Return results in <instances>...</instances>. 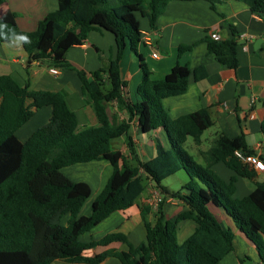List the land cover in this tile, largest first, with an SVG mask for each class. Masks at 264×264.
Instances as JSON below:
<instances>
[{"label": "trees", "instance_id": "16d2710c", "mask_svg": "<svg viewBox=\"0 0 264 264\" xmlns=\"http://www.w3.org/2000/svg\"><path fill=\"white\" fill-rule=\"evenodd\" d=\"M4 1L0 0V6ZM169 1L114 0L110 4L109 0H56L55 10L32 31L19 28L14 12L0 16V43L27 37L20 42L30 59L75 71L82 96L98 120L96 126L80 128L76 113L61 92L30 89L27 82L12 74H0V264H51L55 260L99 264L108 257L120 264H220V257L234 248L235 230L256 247L264 263V180L248 195L236 198L235 176L225 182L210 168L220 161L236 175L252 178L254 170L234 155L236 149L251 152L245 137L219 135L208 149L207 163H198L184 143L188 137L200 143L202 133L212 125L209 110L200 108L172 118L163 100L184 93L188 75L178 73L174 80L153 79L140 53L139 17L147 19L153 29ZM208 1L214 7L228 0ZM239 1L264 20V0ZM229 28V38L206 36L203 40L207 52L220 64L235 68L239 33L232 24ZM93 30L113 35L116 55L109 58L106 67L87 72L66 60L65 55L70 47L85 43ZM126 48L138 58L141 71L135 101L125 95L126 83L121 75L120 62ZM190 48L180 46L179 53ZM191 75L199 80L206 71L197 66ZM112 103L117 107L114 112ZM44 106L52 107L49 120L20 141L16 131ZM118 111L126 118L118 116ZM132 123L143 133L162 129L169 146L156 138L155 156L141 160L132 140ZM119 137L125 138L126 154L113 147ZM101 159L109 161L112 171L93 199L90 212L80 214L91 187L86 181L72 180L62 168ZM180 170L188 179L177 190L162 184ZM148 181L160 200L150 221L145 219L150 206H139L144 241L134 245L120 231L88 242L79 239L112 212L135 205ZM167 198L179 200L184 208L168 217ZM210 206L221 208L229 224H224ZM183 220L194 223L198 239L179 242L178 225ZM112 242L124 243L126 249L109 247L91 256L83 253ZM244 259L239 263L244 264Z\"/></svg>", "mask_w": 264, "mask_h": 264}, {"label": "crops", "instance_id": "0c3cea01", "mask_svg": "<svg viewBox=\"0 0 264 264\" xmlns=\"http://www.w3.org/2000/svg\"><path fill=\"white\" fill-rule=\"evenodd\" d=\"M55 8L56 0H5L0 6V16L5 12H14L19 28L32 31L37 28L39 21ZM229 24L235 26L239 33L238 65L235 68L220 64L213 54L207 52L206 42L203 40L206 36L212 38V33L218 36V40L229 38L231 36ZM140 29L142 32L140 53L153 79L174 80L178 73L188 75V85L184 93L164 98L163 104L168 114L175 118L200 108L209 110L212 125L204 130L200 143L195 144L192 140L191 148L195 155L187 150L194 159L200 164H206L209 157L208 149L219 135L234 138L241 134L245 137L247 149L264 157V129L262 127L264 119V38L261 44L254 48L255 40L264 35L263 17L253 14L248 6L239 0L221 1L214 7L208 0H171L156 18V26L153 29L149 27L148 21L144 28L140 24ZM188 45L191 46L190 49L179 53L180 46ZM153 53H156L157 57H154ZM115 55L116 46L113 35L104 30H93L88 33L85 43L70 47L65 57L73 65L91 72L100 67H106L109 58ZM197 66L204 67L206 76L194 80L191 71ZM53 68L58 71L57 74L51 71ZM120 68L122 78L126 83L125 95L135 101L137 99L136 86L141 79V71L138 58L129 48L124 50ZM0 74H12L18 80L27 82L30 89L61 92L70 109L76 113L80 128L98 124L96 115L82 96L80 82L75 71L50 67L44 62L30 59L20 39L13 38L0 43ZM110 109L112 112L117 110L116 104L112 103ZM51 112V106L36 110L31 119L16 131V137L20 141H25L35 129L49 120ZM118 116L126 118V114L121 111H118ZM134 121L136 123V120ZM135 123L131 124V134L141 160L155 156L156 138H159L165 146H169L162 129L143 133ZM135 130L138 138L134 137ZM207 132L208 137H204ZM205 140L210 142L209 146L204 144ZM113 147L124 154L127 153L124 137L114 139ZM78 164L62 168V172L77 181L81 178L75 173V169L80 165H93L94 170H100L101 167L109 168L108 177L112 171L107 159ZM210 168L225 182H229L235 176L233 196L236 198L248 195L257 183L264 180V170H254L252 178H245L236 175L220 161L211 164ZM149 192L152 194L149 195ZM155 194H158V191L148 181L135 205L125 210L112 212L97 226L81 234L79 239L88 242L91 239H99L107 233L120 231L132 243L130 235L136 230V224L144 227L139 206L143 204L150 206L151 211L145 219L152 220ZM183 208L182 203L177 199L167 198L165 201V211L168 217L175 216ZM210 210L224 224H229L221 208L210 206ZM80 214L86 213L80 212ZM194 228L192 221H181L177 231L179 242L198 239ZM132 244L137 245L138 243ZM233 244V250L220 257V264H240L239 259L241 258H246L249 264H264L259 260L256 247L237 230H235ZM109 247L126 249L124 243L112 242L107 246H96L85 250L83 253L91 256ZM115 259L108 257L99 264H120Z\"/></svg>", "mask_w": 264, "mask_h": 264}, {"label": "rangeland", "instance_id": "374dc122", "mask_svg": "<svg viewBox=\"0 0 264 264\" xmlns=\"http://www.w3.org/2000/svg\"><path fill=\"white\" fill-rule=\"evenodd\" d=\"M109 3L110 4L114 3V0H109ZM139 19H140V24H141L142 28L147 26V19L142 18V17H139ZM208 135H209V133L207 132V133H205L204 137H208ZM134 137H137V138L139 137L136 130L134 133ZM188 138L189 139L187 140V142L184 143V147L190 153L194 154V152L191 148V146L193 145L192 144V138L191 137H188ZM204 144L206 146H209L210 142L205 140ZM71 166H75V164L71 165ZM93 167H94L93 165H84V166L80 165L75 169L76 170L75 173L78 174V177H80L81 180L88 182L90 187H91L90 196L86 199L82 208L80 209L81 213L87 214L90 212V207H91V203H92L93 198L95 197V195H97L99 193V191L101 190L102 186L104 185V183L108 177L109 168L106 169V168L101 167V168H99L100 170H98V169L94 170ZM187 179H188L187 174L183 170H180V171L176 172L175 174H173V175L165 178L164 180H162V184L167 186L171 190H177ZM145 184H147V182H145ZM150 194H152V192H149V195ZM157 196H159V194H155V197H153L154 198V200H153L154 209L158 203ZM143 206H144V204H143ZM63 221H66V218H64ZM136 227H137L136 230L134 232H132L130 235V239H131L132 243H140L144 239V233H145L144 227L141 224L140 225L136 224ZM244 260H245L244 264L245 263L249 264L247 259H244ZM52 263L53 264H72L70 262H66V261H62V260H55Z\"/></svg>", "mask_w": 264, "mask_h": 264}, {"label": "built area", "instance_id": "2783aa9c", "mask_svg": "<svg viewBox=\"0 0 264 264\" xmlns=\"http://www.w3.org/2000/svg\"><path fill=\"white\" fill-rule=\"evenodd\" d=\"M213 39H218V36L215 33L211 34ZM154 57H157L156 53L152 54ZM51 71L55 74H57L56 69H51ZM234 155L244 164H246L249 168L256 170V171H263L264 170V157L253 153V152H244L240 149H236L234 151ZM160 200V197L157 196V201Z\"/></svg>", "mask_w": 264, "mask_h": 264}, {"label": "water", "instance_id": "95a60500", "mask_svg": "<svg viewBox=\"0 0 264 264\" xmlns=\"http://www.w3.org/2000/svg\"><path fill=\"white\" fill-rule=\"evenodd\" d=\"M263 38H264V35H261V37H259V38H257L255 40V42H254V48L258 47L261 44Z\"/></svg>", "mask_w": 264, "mask_h": 264}, {"label": "clouds", "instance_id": "9594fccd", "mask_svg": "<svg viewBox=\"0 0 264 264\" xmlns=\"http://www.w3.org/2000/svg\"><path fill=\"white\" fill-rule=\"evenodd\" d=\"M0 25H3V24H0ZM6 26V25H5ZM18 39H22V40H27V37H24V36H19V37H17Z\"/></svg>", "mask_w": 264, "mask_h": 264}]
</instances>
